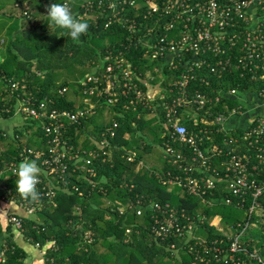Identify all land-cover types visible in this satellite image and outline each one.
I'll return each instance as SVG.
<instances>
[{
    "label": "trees",
    "instance_id": "1",
    "mask_svg": "<svg viewBox=\"0 0 264 264\" xmlns=\"http://www.w3.org/2000/svg\"><path fill=\"white\" fill-rule=\"evenodd\" d=\"M15 1L7 12L0 11V15L6 14L4 17L12 18L15 23L0 25L4 38L0 47V117H11L21 99L28 95L39 101L45 99L46 113L87 108L90 103L86 99L90 98L91 103L95 102V112L77 123L68 124L62 131V140L71 146L72 152L94 149L97 155L88 165L80 160H66L64 172L55 174L41 163L47 153V137L40 125L25 122L24 130H19L28 137L22 140L19 138L22 132L17 137L16 132L10 136L0 130V169H5L12 161L20 162L19 152L24 146L31 148L43 153L35 159L41 178L38 192L42 187L55 189L51 200L40 197L34 213L17 214L21 217V227L17 230L6 223L2 233L0 222V238L9 245L4 264H23L25 252L14 240L15 230L25 241L44 248L43 264H224L214 261L210 257L212 253H204L203 260L197 259L198 246L193 245L194 240L178 235L176 226L167 227L175 217L181 225L187 219L194 220L200 211L196 199L186 196L181 187L168 184V172L175 174V165L168 164L162 156L161 168L149 169L142 158V153H149L153 148L151 141L163 148L169 139L170 132L163 126L164 109L158 104L163 100L131 103L129 96L118 95L115 103L105 105L81 93V82L89 75L104 72L114 57L122 58V64L129 65L135 72L147 68L152 71L154 62L141 58V48L125 51L120 46L124 30L116 25L105 28L104 20L95 19L92 13L81 20L87 22L89 28L78 41L60 36L67 30L48 26L45 15L48 5L63 0H31L14 6ZM68 1L73 13L85 0ZM9 32L10 38L7 37ZM78 67L84 70L83 79H69L72 69ZM215 78L213 76L211 81L213 85ZM236 81L239 82L235 78L231 85L240 84ZM13 82H18L17 89L12 88ZM136 82L148 96L151 92L162 91L167 95L166 102H171L175 95L161 75H155L146 83ZM62 87H66V91L60 93ZM223 105L221 102L214 106L209 102L199 111L197 120L200 123L194 125L192 119L183 120L186 128L194 132L204 126L203 117L212 119L216 109L224 110ZM231 105L234 107L235 103L229 107ZM114 123L111 136L107 128ZM34 136L38 139L33 140ZM211 137L220 145L223 134L213 132ZM103 138L109 142V148L99 147ZM235 150L241 152L244 148L235 144ZM15 180V176L5 172L0 183L9 188L16 199H22L16 191ZM120 206H124V211H119ZM138 209L140 214H137ZM205 212L208 214L206 224L216 212L228 217L234 214L227 206L220 205ZM183 213L187 217H181ZM156 229H161L163 235H156ZM200 232L203 231L198 228L196 233ZM189 245H193L191 252H188ZM245 245L249 250L258 249L264 259V230L254 228Z\"/></svg>",
    "mask_w": 264,
    "mask_h": 264
},
{
    "label": "built area",
    "instance_id": "2",
    "mask_svg": "<svg viewBox=\"0 0 264 264\" xmlns=\"http://www.w3.org/2000/svg\"><path fill=\"white\" fill-rule=\"evenodd\" d=\"M27 1L31 0H16L14 6ZM60 3L71 8L68 0ZM88 13L95 19L102 18L105 28L120 26L125 33L120 46L125 51L141 48V58L154 62L152 71L147 68L135 72L122 64V58L114 57L104 72L89 75L81 82V93L105 105L115 103L118 95L129 96L131 103L163 100L158 104L164 109V127L170 135L162 156L176 166L175 174L168 172L167 182L196 199L200 211L194 220L187 219L181 225L175 217L167 227L176 226L178 235L194 240L199 260H203L204 253H212L214 261L224 264H264L258 249L249 250L245 245L254 228L264 230V0H85L72 15L82 20ZM152 73L161 75L175 91L171 102H166L167 95L162 91L148 96L138 87L136 81H151L155 78ZM213 76L215 85L211 82ZM235 78L239 85H231ZM195 83L200 86H193ZM17 87L18 82H13L12 88ZM65 91L66 87L59 90ZM86 101L90 103L87 108L46 113L45 99L39 101L28 95L15 110L39 122L47 137V153L41 163L55 174L64 172L66 160L88 165L97 155L94 149L72 152L62 140V131L68 124L95 112V102L91 103L90 98ZM209 102L214 106L222 102L225 108L216 109L212 119L203 117L204 126L194 132L188 130L183 120L200 123L199 111ZM229 103H235L234 107ZM115 126L116 123L107 128L111 136ZM213 132L223 134L220 145L211 137ZM235 144L244 151L236 152ZM98 145L110 146L105 138ZM41 156L42 152L25 146L19 152L20 161ZM18 163L8 164L10 173ZM54 190L42 187L40 197L51 200ZM1 191L0 200L16 204L25 214L34 213L40 204L41 198L33 203L16 199L2 183ZM219 205L227 206L234 214L228 217L216 212L206 224L205 211ZM119 211H124V206ZM140 212L138 209L137 214ZM4 217L6 223L21 227L20 216L5 211ZM181 217L187 216L183 213ZM198 228L203 232L196 233ZM161 229H156L155 234L163 235ZM193 245H189L188 252ZM8 249L7 242L0 239V264L6 261Z\"/></svg>",
    "mask_w": 264,
    "mask_h": 264
},
{
    "label": "clouds",
    "instance_id": "3",
    "mask_svg": "<svg viewBox=\"0 0 264 264\" xmlns=\"http://www.w3.org/2000/svg\"><path fill=\"white\" fill-rule=\"evenodd\" d=\"M47 23L56 27L66 29V33L60 36L70 37L73 41H78L82 34L86 33L89 24L78 20L72 15L71 8L67 3H51L47 6ZM13 122L0 121V127L5 128L9 132L14 127ZM40 168L35 160L21 161L13 170V175L16 177V191L24 200L36 202L40 199V193L37 190ZM7 207V206H6Z\"/></svg>",
    "mask_w": 264,
    "mask_h": 264
},
{
    "label": "crops",
    "instance_id": "4",
    "mask_svg": "<svg viewBox=\"0 0 264 264\" xmlns=\"http://www.w3.org/2000/svg\"><path fill=\"white\" fill-rule=\"evenodd\" d=\"M1 1V0H0ZM13 1V0H12ZM12 1L11 2H5V4H4V2H3V4H0V10H3V9H1V7L2 8H4V6H7V3H12ZM4 11H6L7 12V10H4ZM5 18H7V19H1L0 20V25H2V27H3V25L4 26H10V25H13V24H15L14 22H13V20H12V18L10 19V18H8V17H5ZM0 43H3V38H0ZM18 107V106H17ZM16 107V108H17ZM15 112V111H14ZM15 114H19V113H15ZM15 114H13L10 118H13V116L15 115ZM21 114V113H20ZM23 114V113H22ZM21 114V115H22ZM15 117V116H14ZM1 118H3V117H0V121H2L1 120ZM36 120V119H35ZM39 123V122H38ZM25 126V118H23L22 119V121L20 120L19 121V123L18 124H16L12 129H13V131H12V134H8V133H6L3 129H2V127H0V130L1 131H3L4 133H6L7 135H13V134H15V132H16V130H19V129H23V127ZM24 130V129H23ZM17 133V132H16ZM34 138L35 139H33V140H36V139H38V136H34ZM13 162V161H12ZM14 162H16V161H14ZM21 162V161H20ZM17 163V162H16ZM19 164V163H18ZM17 164V165H18ZM141 165H142V163H140ZM38 165V164H37ZM7 167H5V169H2V171H1V173H0V178H2V176H3V174L5 173V172H9V170H8V165H6ZM46 173V172H45ZM44 173V174H45ZM11 175H13L12 173H11ZM14 176V175H13ZM7 206V207H6ZM5 211H9L10 213H13V214H19V215H22V214H25V212H24V210L22 209V208H20V207H18L16 204H12V203H8V202H6V201H3V200H0V220L2 221V223L4 224V225H6V221H5V218H4V215L2 214L3 212H5ZM2 212V213H1ZM3 235H6V234H3ZM14 240H16L17 241V245H19V247H21L23 250H24V252H25V257H24V259H23V264H43L44 263V257H43V254H44V252H45V250H44V248L42 249V248H39V247H37V246H35V245H33V244H30L29 242H27V241H25L24 239H23V237H22V235L21 234H17V232H16V230H15V233H14ZM42 251H44V252H42Z\"/></svg>",
    "mask_w": 264,
    "mask_h": 264
},
{
    "label": "rangeland",
    "instance_id": "5",
    "mask_svg": "<svg viewBox=\"0 0 264 264\" xmlns=\"http://www.w3.org/2000/svg\"><path fill=\"white\" fill-rule=\"evenodd\" d=\"M11 2L12 0H1L0 1V4H3V2H4V4H5V2ZM12 3H7V6H4V8H2L1 7V9H3V10H7L9 7H10V5H11ZM1 11V10H0ZM5 14V13H4ZM6 15V14H5ZM5 15H0V20L1 19H7V18H5L4 16ZM3 35V34H2ZM1 34H0V38H3V36H2ZM10 35H11V33L9 32L8 34H7V37L8 38H10ZM5 37V36H4ZM4 39V38H3ZM3 43H0V47H1V45H2ZM72 74L71 75H69L68 77H69V79H71V80H73V81H75V79L76 78H79V77H81L82 79H83V76L85 75H83V73H84V70H82L80 67H78V68H75L74 70L72 69ZM82 79H80L81 81H82ZM244 107H245V109L247 110V109H249V106L248 105H243ZM15 114V113H14ZM246 114H249V111L246 113ZM15 116V117H14ZM13 116V118H10V117H7V118H1V120L2 121H8V122H13L14 123V125H16V124H18L19 123V121L21 120L22 121V119L23 118H25V122H28L29 124H32L33 123V125H35V126H38L39 125V123H38V121H36V120H31V121H29L30 119L29 118H27L26 119V117H24L25 115H21L20 113L19 114H15ZM181 117H183V116H181ZM164 126V125H163ZM2 129L6 132V133H8V134H12V131H13V129H11V132H9L8 130H6L5 128H3L2 127ZM20 132H17L15 135H17V137H18V134L19 133H23L22 135H20L19 136V138H21V140L23 139L22 137H24V138H26V137H28V134L27 133H25L24 131H22V130H19ZM11 136V135H10ZM15 140V139H14ZM15 143V142H14ZM151 144L153 145V148L151 149V151L149 152V153H142V158H143V160L145 161V163H147V166H148V168L150 169V168H156V169H160L161 168V163H162V148L158 145V143L157 142H155L154 140L153 141H151ZM17 167V166H16ZM2 213V212H1ZM3 215L5 214V212H3L2 213ZM5 218V217H4ZM6 221V220H5ZM0 222H1V224H2V226H3V230H2V233H4V229H5V225L2 223V221L0 220ZM6 223V222H5ZM15 228V227H14ZM16 229V228H15ZM17 230V229H16ZM251 233V235H252V231L250 232ZM17 234H20L18 231H17ZM4 236V235H3ZM1 239V238H0ZM43 249V248H42ZM42 252H44V251H42Z\"/></svg>",
    "mask_w": 264,
    "mask_h": 264
}]
</instances>
